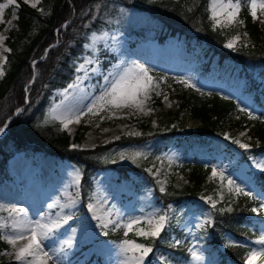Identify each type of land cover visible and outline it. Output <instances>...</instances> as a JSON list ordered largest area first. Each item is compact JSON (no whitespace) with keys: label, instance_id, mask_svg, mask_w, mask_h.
<instances>
[{"label":"rangeland","instance_id":"rangeland-1","mask_svg":"<svg viewBox=\"0 0 264 264\" xmlns=\"http://www.w3.org/2000/svg\"><path fill=\"white\" fill-rule=\"evenodd\" d=\"M41 1L39 0L36 6L40 10ZM0 3H7V0H0ZM121 13L123 15L118 16ZM147 18L140 11L123 10L111 21L116 24L113 27H103L98 31L89 32L83 44L85 50L75 62V78L67 86L53 90L44 114L38 120L39 126L58 122L60 129L65 130L71 137L70 147L79 145L75 149L94 151L92 155L97 158L95 160L97 163L89 189L82 188L83 164L65 155L53 154L44 149L33 148L31 145L21 150L11 146L9 148L11 153L0 158L6 172V176L2 174L3 178L0 179V218L10 223L9 212L13 208L27 209V215L32 219L46 214L72 216V219L58 230L55 238L48 241L53 248L64 245L66 240L73 241L71 248L65 247L62 264H120L121 257L118 255L116 245L122 240L117 235L120 233L123 235V230L113 231L111 225L107 229L101 228L88 209L90 202L98 205L97 214L103 213L106 216L109 212L119 213L125 219L166 213L169 216L166 228L177 227L187 234L198 233L201 229L200 224L205 219L210 216L213 221V214L217 209L231 207L233 204L229 202L226 189L224 200H219V182L210 179L211 171L205 177L197 197L165 202L166 197L170 198L189 189L191 167L187 162L192 156L186 157L184 149L179 146L178 139L181 135H176L167 143L160 139L157 133L167 132L173 128L181 131H198L205 127L203 121L193 115L187 102L188 91L191 88L179 83L180 78H188L207 96L218 93L223 98L235 100L238 111L233 119L237 120L246 113L240 111V108L256 112L257 108L253 104L252 92L249 89L254 86L263 89L264 76L260 74L257 66L251 65L247 68V71L252 73L251 78L244 74L242 66L235 68L228 76L223 70H216L212 75L205 73L202 68V57L199 56V52L187 48L182 34L177 32L160 41L154 36L153 25L156 21L151 22ZM240 18L244 21L242 26L218 30L227 35L226 43L234 35L240 36L236 50L252 48L258 40L247 28L242 11ZM16 19L17 6L9 5L0 18L3 21L0 22V36L5 37L3 46H0V56H7L9 52L4 49H10L6 40L16 27ZM261 19L264 20V17ZM255 22L264 34V23L260 20ZM57 43L58 39L51 45ZM43 58L42 55L41 58L34 60L33 65ZM89 58L93 63H88ZM132 61L145 64L152 70L151 75L155 78H163L160 82L162 95L152 93V99L147 103L146 107L152 109L150 113L124 109L117 110L116 117L108 118L109 114L104 112L99 116L84 117L81 123H73L68 129H64L60 120L54 118L65 108L83 109L84 105L103 90L105 76L115 72L119 65ZM81 65L83 69L80 68ZM32 75L28 85H31L36 77L35 66ZM73 84L76 87H70ZM165 95L168 101L164 100ZM53 109H57V112L53 113ZM20 111L21 108H17L9 121ZM101 117L104 119L101 120ZM8 125L9 122L0 128L2 129L0 138L7 133ZM220 131L222 134L208 135L206 146L197 147L199 160L221 167L226 175H231L237 183L254 190L257 174L264 173L254 166L255 161L264 162V152H251L257 139L252 136L249 127L231 126L229 122L221 125ZM132 137L142 139L132 141L127 139ZM233 140L251 145L247 150L250 152L241 149ZM109 144L111 145L106 150L101 151L98 148ZM136 152H142L144 156L137 157L133 162L128 157ZM121 153L124 154V159H120ZM244 154L248 156L244 158ZM169 156L173 158L171 164ZM149 168L152 172L148 171ZM77 172L80 174L79 183L76 182ZM155 172H159V175H154ZM158 181L164 182L165 192L160 191L161 183ZM257 195L264 198V192L258 191ZM202 197L217 199L216 208H212ZM53 203L74 206L65 207L62 212L59 207L47 208L48 204ZM261 217L263 220L258 230L260 234L264 230V215ZM112 219H116L115 215ZM105 231L107 235H104ZM86 234L90 240L81 241L82 236ZM173 239L176 241L174 234L171 236V240ZM195 239L198 240L199 237ZM256 239L257 237H254L246 241L251 247H258L254 244ZM233 240L231 234H226L225 242L220 244L221 250L225 249L226 243ZM193 248L203 255L202 262L193 260L191 255L185 261L174 263L168 254L157 248L150 254L146 264H165V258L170 264H222L217 256L204 252L199 244L193 245ZM6 252L14 250L9 245L0 253V261H15L14 255H7Z\"/></svg>","mask_w":264,"mask_h":264},{"label":"trees","instance_id":"trees-1","mask_svg":"<svg viewBox=\"0 0 264 264\" xmlns=\"http://www.w3.org/2000/svg\"><path fill=\"white\" fill-rule=\"evenodd\" d=\"M17 1L16 27L6 40L11 51L7 53L5 73L0 78V128L8 122L17 108H21V111L10 120L7 133L0 138V158L11 153L9 151L11 146L21 150L31 145L36 149L65 155L83 164V190L92 186L91 176L97 163L95 161L97 158L92 155L94 151H81L70 147L71 137L65 130L60 129L58 122L39 126L38 120L43 116L53 90L67 86L74 79L75 62L85 50L83 44L86 35L91 31L116 25L111 21L119 12L128 9L140 11L151 22L156 21L153 25L154 36L160 41L177 32L182 34L187 48L199 52V56L202 57V68L205 73L212 75L216 70H223L228 76L235 68L242 66L244 74L251 78L252 73L247 71L251 65L257 66L260 74L264 76V34L248 14L246 0H242V3H245L242 16L247 28L256 36L258 42L252 48L238 50L227 49L225 47L227 35L212 27L207 10L209 0H42L39 7L43 11L31 7L24 0ZM123 13L118 16H122ZM70 19L65 27L64 23ZM57 39L58 43L44 55L46 48ZM42 55L44 58L38 60L35 65L36 77L33 83L28 85L33 77V61ZM196 89L198 88H191L188 91L187 102L193 115L201 119L205 127L198 131H181L173 128L167 132L157 133L158 137L167 143L176 135H181L178 139L179 146L184 149L186 157L192 156L187 162L191 167L189 189L170 198L166 197L165 202L173 199L184 201L198 196L205 177L211 171L212 163L199 160L197 147L207 145L208 135L222 134L221 125L226 122L231 126L249 127L252 136L257 139L251 152H264V88L258 89L254 86L249 89L252 92L253 104L257 108L252 114L259 119H251L245 113L237 120L233 119L238 111L235 100L225 99L218 93L207 96ZM127 139L132 141L142 138ZM110 145L98 148L103 151ZM243 156L246 158L248 154ZM2 174L6 176L4 164L0 163V179L3 178ZM254 184V194L264 191V173L257 174ZM260 202V198L257 200L243 196L235 198L231 212L215 211L213 223L205 225L198 233L187 234L177 227L170 226L161 233L154 250L159 248L162 253L168 254L174 263H178L189 259L193 245L199 244L204 252L217 256L222 264H244V256L250 247L246 240L260 235L258 230L262 222L261 215L251 212V208L259 207ZM172 234L176 241L171 240ZM226 234H231L233 241L243 246H225V249L221 250L220 244L225 242ZM117 236L124 238L122 233ZM196 237L199 239L196 240ZM128 238L147 242L143 238L134 237V233H129ZM8 247L9 245L0 239V253ZM0 264L16 262L1 260Z\"/></svg>","mask_w":264,"mask_h":264},{"label":"snow or ice","instance_id":"snow-or-ice-1","mask_svg":"<svg viewBox=\"0 0 264 264\" xmlns=\"http://www.w3.org/2000/svg\"><path fill=\"white\" fill-rule=\"evenodd\" d=\"M25 3H29L31 7L35 8L39 3V0H24ZM9 5H17V0H7V3H0V18L4 15V9ZM245 7V3L242 0H209L208 12L209 20L212 23L214 29L223 30L225 28L235 27L237 25L242 26L244 24L243 19L240 18L242 9ZM246 7L248 14L252 17L253 21L260 20L264 17V0H246ZM43 11V9H41ZM0 22H3L0 20ZM11 21H9L10 23ZM66 27V25H65ZM107 35V34H105ZM247 35V33H244ZM5 37L0 36V46H3ZM95 39V34H93ZM240 41L239 35H234L225 44L226 48L236 50L237 44ZM4 51H11V49H4ZM7 63V56H0V77L4 75V64ZM88 63H93L89 58ZM35 66V62L34 65ZM83 69V65L80 66ZM152 70L145 64L137 61L119 65L115 72L109 73L104 77L105 87L100 91L99 95L94 96L89 103L84 105L83 109L65 108L54 118L60 120L64 129H68L69 125L75 123H81L84 117L89 115L95 117L100 113L107 112L108 118L116 117L117 110L135 109L137 112L148 114L152 111L151 108H147V103L152 99V93L156 95H162L160 89V82L163 78H155L151 75ZM79 79V78H78ZM179 83L184 84L190 88H196V85L188 78H180ZM70 87H76L75 84ZM200 91L199 89H196ZM67 90H65V95ZM203 94V93H202ZM228 99V97H224ZM164 100L168 101V97L165 95ZM58 108L60 106H57ZM53 113L57 112V109L52 110ZM240 111L246 112L249 118L259 119L254 117L252 112L247 108H240ZM104 117H101L103 120ZM99 126V125H97ZM2 131V129H0ZM139 134V133H135ZM119 137H117L118 139ZM233 143L238 144L241 149L249 150L251 145L243 143L240 140H233ZM73 148H78L79 145H72ZM144 156L142 152H136L132 156L128 157L133 162L137 157ZM123 153L120 154V159H124ZM159 159V158H158ZM171 164L173 158L168 157ZM255 161V158H253ZM116 161H113L115 163ZM255 168L264 172V162L255 161ZM152 172V169H148ZM159 175V172L153 173ZM210 179L218 180L219 187V200H224V190L226 189L229 202H234V198L240 196L257 200L258 197L254 194V190L248 189L242 186L241 183L231 176L226 175L224 169L218 166H212ZM80 174H76V182L79 183ZM160 191L165 192L166 189L163 186L162 181ZM212 208H216L218 200L212 197H202ZM261 202L259 207L251 208V212L257 215H264V198H260ZM74 204H65L63 206L56 203L48 204L47 208L52 209L59 207L62 212L65 207H72ZM88 209L93 214V218L100 224L101 228L107 229L110 225L113 231L123 230V239L116 247L118 248V255L121 257L120 264H146L150 254L154 251V245L156 241L161 237V233L165 231L166 226L169 223V216L165 214H152L144 217H132L125 219L121 217L119 213L109 212L105 216L103 213L97 214L98 205L94 203L88 204ZM27 209L25 208H13L9 212V219L5 220L0 218V239L5 241L14 252H6L7 255H14V259L17 264H62L63 254L65 247L71 248L73 246L72 240H66L64 245L59 248H53L48 244V241L55 238L58 230L62 228L69 220L72 219L71 215H51L46 214L39 216L37 219H32L27 215ZM219 212H231V207H222L217 209ZM115 215L116 219L113 220L112 216ZM213 221L209 216L205 219L200 227L212 224ZM129 233H134V237L143 238L145 242H137L135 238H128ZM107 231L104 235H107ZM258 247H249L246 255L244 256V264H264V230L254 241ZM226 247L243 246L238 242L229 241ZM193 260L202 262L204 260L203 255L193 248L191 250ZM165 264H170L165 258Z\"/></svg>","mask_w":264,"mask_h":264},{"label":"bare ground","instance_id":"bare-ground-1","mask_svg":"<svg viewBox=\"0 0 264 264\" xmlns=\"http://www.w3.org/2000/svg\"><path fill=\"white\" fill-rule=\"evenodd\" d=\"M85 234V233H84ZM83 238H81V241H89L90 240V237H87V234H86V236L85 235H83L82 236ZM91 253V252H90Z\"/></svg>","mask_w":264,"mask_h":264},{"label":"water","instance_id":"water-1","mask_svg":"<svg viewBox=\"0 0 264 264\" xmlns=\"http://www.w3.org/2000/svg\"><path fill=\"white\" fill-rule=\"evenodd\" d=\"M71 20H69L67 23H66V25L70 22ZM52 47V45L51 46H49L47 49H46V51L49 49V48H51ZM46 51H45V53H46Z\"/></svg>","mask_w":264,"mask_h":264}]
</instances>
